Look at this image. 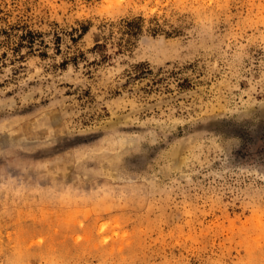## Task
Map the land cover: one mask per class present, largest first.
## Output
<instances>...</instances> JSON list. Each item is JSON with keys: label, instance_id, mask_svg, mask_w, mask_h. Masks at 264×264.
<instances>
[{"label": "rangeland", "instance_id": "rangeland-1", "mask_svg": "<svg viewBox=\"0 0 264 264\" xmlns=\"http://www.w3.org/2000/svg\"><path fill=\"white\" fill-rule=\"evenodd\" d=\"M0 264H264V0H0Z\"/></svg>", "mask_w": 264, "mask_h": 264}, {"label": "trees", "instance_id": "trees-1", "mask_svg": "<svg viewBox=\"0 0 264 264\" xmlns=\"http://www.w3.org/2000/svg\"><path fill=\"white\" fill-rule=\"evenodd\" d=\"M105 47V43H101V42H96L95 45H94V48L95 49H98V50H103V48ZM105 56V54H104Z\"/></svg>", "mask_w": 264, "mask_h": 264}]
</instances>
